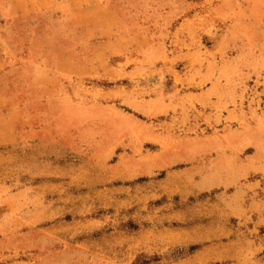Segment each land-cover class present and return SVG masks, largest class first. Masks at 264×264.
<instances>
[{
	"label": "rangeland",
	"instance_id": "1",
	"mask_svg": "<svg viewBox=\"0 0 264 264\" xmlns=\"http://www.w3.org/2000/svg\"><path fill=\"white\" fill-rule=\"evenodd\" d=\"M0 264H264V0H0Z\"/></svg>",
	"mask_w": 264,
	"mask_h": 264
}]
</instances>
